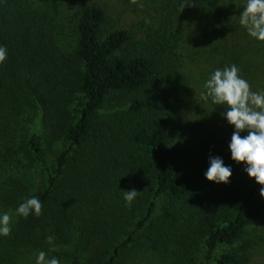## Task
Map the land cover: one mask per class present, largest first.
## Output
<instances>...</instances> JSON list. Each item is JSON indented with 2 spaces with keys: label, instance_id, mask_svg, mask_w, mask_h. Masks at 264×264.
Masks as SVG:
<instances>
[{
  "label": "trees",
  "instance_id": "1",
  "mask_svg": "<svg viewBox=\"0 0 264 264\" xmlns=\"http://www.w3.org/2000/svg\"><path fill=\"white\" fill-rule=\"evenodd\" d=\"M164 5L155 39L136 50L127 30L102 35L107 14L98 4L79 5L78 47L67 55L56 45L54 17L34 0H0V124L11 130L26 110L40 111L50 134L64 140L51 166L42 137L27 142L44 183L19 208L17 240L33 236L46 250L76 241L90 264H121L136 236L154 229L175 246L179 264L201 247L205 264H248L239 242L264 224L260 187L225 197L212 187L235 164L242 140L214 131L182 149L167 144L169 105L185 90L175 18L194 10L221 16L224 29L231 22L212 0ZM217 52L216 89L224 106L246 83V56L233 40ZM115 101L119 110L101 120L102 108ZM205 172L209 177L200 182ZM163 198L169 206L156 217ZM224 246L232 250L219 254ZM252 264H264V254Z\"/></svg>",
  "mask_w": 264,
  "mask_h": 264
},
{
  "label": "rangeland",
  "instance_id": "2",
  "mask_svg": "<svg viewBox=\"0 0 264 264\" xmlns=\"http://www.w3.org/2000/svg\"><path fill=\"white\" fill-rule=\"evenodd\" d=\"M34 1L37 8L54 17L56 45L67 55H73L78 47L76 10L81 4H98L105 10L103 36L116 30L131 32L133 50L145 48L155 39L166 16V0ZM212 1L231 22L230 29L218 23L221 16L194 10L185 11L174 20V30L180 38L178 70L185 90L170 102L171 130L167 144L182 149L192 139L201 140L214 131L239 137L242 145L238 159L232 168L217 177L212 187L225 197L247 185L258 184L264 198V0ZM231 40L243 49L247 77L235 99L220 106L216 74L221 55L217 48ZM102 109L101 120H105L119 107L115 101ZM14 125L8 130V125L0 124V264H90L89 256L77 249L76 241L46 250L38 246L33 236L16 239L19 208L44 183L42 167L28 151L27 142L32 135H40L44 159L51 166L63 149L64 140L50 134L40 111L26 110ZM208 177L209 172L202 173L199 181ZM168 206L169 200L160 199L156 217ZM156 234L154 229L139 233L121 264H179L175 246L166 245L165 235ZM158 239L162 240L161 244L157 243ZM239 245L245 247L246 261L252 264L255 256L264 254V224L250 229ZM230 250L221 247L219 254ZM205 263V249L201 247L185 264Z\"/></svg>",
  "mask_w": 264,
  "mask_h": 264
}]
</instances>
